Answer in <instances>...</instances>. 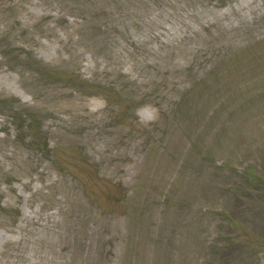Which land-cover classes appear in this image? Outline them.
I'll return each mask as SVG.
<instances>
[{
	"label": "rangeland",
	"instance_id": "1",
	"mask_svg": "<svg viewBox=\"0 0 264 264\" xmlns=\"http://www.w3.org/2000/svg\"><path fill=\"white\" fill-rule=\"evenodd\" d=\"M263 168L264 0H0V264H264Z\"/></svg>",
	"mask_w": 264,
	"mask_h": 264
},
{
	"label": "trees",
	"instance_id": "2",
	"mask_svg": "<svg viewBox=\"0 0 264 264\" xmlns=\"http://www.w3.org/2000/svg\"><path fill=\"white\" fill-rule=\"evenodd\" d=\"M43 68L49 72V69L45 68L44 66H43ZM52 80H57V78L53 75ZM182 102H183V100H182ZM182 102L180 103V105L182 104ZM184 106H185V104H184ZM184 106H183L182 110L180 111L182 113V115H184L185 113L187 114V112L185 110L186 107H184ZM184 130L187 131L188 128L185 127ZM250 169H252V168H250ZM250 169H246L245 171L240 172L239 174L235 175L236 180L232 181L231 185L230 184L228 185V187H229L228 190H230L229 195H233V197L241 199L242 203H244L243 199L251 197L248 193H245V190L251 188L250 192L260 190V192L262 193L264 191V185L262 188H260V187L256 188L257 184L259 186V179L257 180V178H256L257 176H254V174H250V172H249ZM263 170H264V168H263ZM251 182L257 183V184H255L252 187H249ZM226 220H227V222H229V226L231 227V225L233 224V220H231L230 218H227ZM230 240H232V239H230ZM212 247L215 250H217V249H220L222 246L216 247L213 245Z\"/></svg>",
	"mask_w": 264,
	"mask_h": 264
}]
</instances>
